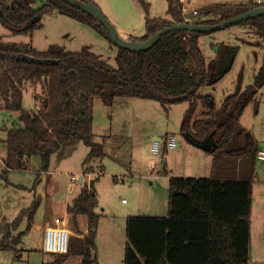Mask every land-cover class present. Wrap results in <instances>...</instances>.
<instances>
[{
  "label": "trees",
  "instance_id": "trees-1",
  "mask_svg": "<svg viewBox=\"0 0 264 264\" xmlns=\"http://www.w3.org/2000/svg\"><path fill=\"white\" fill-rule=\"evenodd\" d=\"M138 1L149 14L150 2ZM179 1L171 0L172 18L148 17L145 33L131 38L145 40L183 21ZM260 4L252 0L208 3L198 9L197 22L215 23ZM53 10L90 24L112 41L97 18L67 0H44L40 6H35V0H0V20L15 34L33 36L42 26L43 14ZM243 23L264 37V14ZM211 32L172 30L144 50L118 45L116 65L88 45L70 50L52 43L40 50L32 39L27 44L10 42L0 34V108L18 113V120L7 128V170L23 169L31 157L39 156L41 170L47 171L53 155L66 146L71 152L81 141L91 146L88 158L101 152L102 143L94 140L95 101L99 97L107 105L117 97L154 99L166 110L175 103L189 102L181 133L189 143L212 155L214 176H172L167 215H128L124 264H250L252 189L260 148L252 131L240 125V118L250 103L258 106L256 93L264 85V63L254 83L227 97L221 116L214 95H199L198 90L219 80L232 67L238 47L215 43V56L208 61L199 39ZM29 82L40 90L34 92L36 108L31 110L23 104ZM94 182V178L86 182L68 206L76 231L69 238L68 251L55 253L50 264H99L101 213ZM39 200L5 225L0 249L21 254L18 244L35 222ZM80 216L87 218L86 231L79 225ZM25 219L26 228L15 233ZM73 256L79 261L70 263Z\"/></svg>",
  "mask_w": 264,
  "mask_h": 264
},
{
  "label": "rangeland",
  "instance_id": "rangeland-1",
  "mask_svg": "<svg viewBox=\"0 0 264 264\" xmlns=\"http://www.w3.org/2000/svg\"><path fill=\"white\" fill-rule=\"evenodd\" d=\"M92 1L99 5L117 28L121 27L130 34H133V30L142 32L145 9L138 0ZM147 1L152 3L150 15L166 12L167 0ZM209 1L211 0H186L188 9H185L191 15L193 7L200 9ZM43 3L44 0H35V6ZM41 22L42 26L31 36L29 33L11 32L0 20V34L10 42L27 44L32 39L34 47L42 50L52 43L64 45L70 50H80L88 45L110 64L116 65L119 46L90 24L57 10L43 14ZM199 41L208 61L215 55L213 48L215 43L238 47L232 67L219 80L205 84L198 90L199 95H214L217 109L222 116L227 97L240 94L248 85L255 82V76L264 62V37L259 36L251 25L240 22L203 34ZM38 89L30 82L27 83L23 101L25 109L36 108L34 92L40 91ZM256 98L261 105L259 115L253 121L257 110L254 102L250 103L240 120V125L250 129L256 125L255 128L259 132L261 129L264 130V85L258 88ZM188 106L189 102L183 101L170 105L166 110L158 100L139 97H117L112 105H106L99 97L96 99L94 111L97 133L95 139L102 143V151L88 158L91 146L85 142H79L71 152L69 146H66L60 154L52 156L49 171L41 170L42 162L39 156H33L24 170L5 168L3 158L5 143L2 137L5 130L18 120V114L0 108V238L4 234L5 225L11 223L22 209L31 206L40 198L35 222L25 233L23 242L18 244L21 254L18 255L15 250L0 249V264H50L55 253L44 252V228H38L36 222L44 225L50 219L53 225L54 219L60 217L65 219L72 235L75 234L74 221L67 211L80 191L79 184L73 176L80 173L86 175L84 171L89 164L96 168V174L92 175L98 197L97 211L101 213L97 238L99 264H124L127 237L124 222L127 214H152L165 210L147 209V203L165 198L166 187L163 184H166L164 179L166 177L163 175L166 174L165 162L168 161L169 153H174V161L179 167L186 168L188 165L180 157L182 149L166 148L163 144L159 152H154L152 146L155 136L163 138L176 134L181 145L192 149L191 153H197L191 158L188 174L198 173L197 170H202L205 164L204 160H200V165L193 166L199 153L205 155L203 157L207 155L198 148L188 146L181 133ZM101 134L107 135L103 137ZM257 165L259 176L263 178L264 162L258 161ZM117 175H122V180H119ZM86 177L88 178V174ZM151 181L155 184L154 187L151 186ZM123 199L128 203H124ZM260 200L257 188L255 224L264 216L258 211ZM86 224V216H80L79 225L84 229ZM26 225L25 219L15 233L25 229ZM260 249L264 251V247L259 246L255 239L250 264H264V254H257ZM258 258L260 259L257 261ZM78 261L79 257L73 256L69 262Z\"/></svg>",
  "mask_w": 264,
  "mask_h": 264
},
{
  "label": "crops",
  "instance_id": "crops-1",
  "mask_svg": "<svg viewBox=\"0 0 264 264\" xmlns=\"http://www.w3.org/2000/svg\"><path fill=\"white\" fill-rule=\"evenodd\" d=\"M250 0H211L209 2H207L206 4L208 3H214V2H231V3H240V2H249ZM253 2H258V0H252ZM261 4L260 5H264V0H261ZM182 5L183 8H187L188 9V6L186 4V0H180L179 1ZM96 3V2H95ZM97 4V3H96ZM152 4V3H150ZM167 8H166V12L164 14H155V15H150V12L149 14H147L145 12V16L142 20V25L143 26V29L141 30L142 32H135L133 30V34H130L129 32L125 31L123 28H119L118 27V30L125 36L129 37V36H141L145 33V23H146V20L148 17H167V18H172L171 17V14H170V6H171V0H167ZM98 5V4H97ZM194 9H197V7H193ZM192 12V11H191ZM159 13H162V12H159ZM190 16H192V18H194L195 16L193 14H191ZM258 34V33H257ZM259 35V34H258ZM260 36V35H259ZM49 47V46H48ZM47 47V48H48ZM38 49V48H37ZM42 50V49H40ZM237 54V53H236ZM215 56V55H214ZM264 63V62H263ZM117 100V98L114 99V101ZM257 100V98H256ZM96 102V101H95ZM105 103V102H104ZM114 103V102H113ZM257 103H258V106L256 107V112L257 114L255 115L254 120H256L257 116L259 115L260 113V110H261V105L260 103L258 102L257 100ZM36 104V103H35ZM106 104V103H105ZM107 105V104H106ZM250 106V104L245 108L240 120L243 118L245 112H246V109ZM256 106V105H255ZM2 109H5V108H2ZM8 110V109H6ZM28 110H31V109H28ZM17 113V112H16ZM18 114V113H17ZM112 122V121H111ZM254 123V122H253ZM256 127V125H255ZM254 126H252V128H248L249 130L252 131V133L254 134V136L256 137V139L258 140V143H259V148H264V130L261 129L259 132H257L256 128ZM111 131V130H110ZM94 140H96L95 138L97 137V133L95 132V114H94ZM103 137L106 136L107 134H101ZM6 136H7V130H5V135L2 137L4 139V143H5V139H6ZM157 138H161L160 136H155V140ZM97 141V140H96ZM185 143L188 145V146H191L192 148H198L194 145H192L191 143H189L186 139H185ZM77 146V145H76ZM76 148V147H75ZM74 148V149H75ZM178 148V150L182 149V151L180 152V157L181 159H184L188 165L186 166V168H181L179 167L175 161H174V153H169L168 155V161L165 162V172L166 174H164L163 176H165L166 178V184H163V186L165 185L166 189H165V198H163V200L159 201V199H156V201H154V203L152 202H148L147 204V209H165V210H161V211H157V212H152V214H149V215H167L168 211H169V196H170V188H169V180L172 176H185V177H188V175H191V177H198V178H210V177H213L214 174H213V157L211 154H208L206 153L203 149L201 148H198L200 150H202V152H204V154L207 155V157H203L205 155H202L201 153H199V155L197 156V160L196 162L193 164L198 166L200 165V160H204L205 161V164H203V168L202 170H197L198 173L196 174H188L189 172V169H188V166L190 165V162H191V158L194 156V154H197V153H191L193 150L192 149H189V147H185V145H181L179 143V146L176 147ZM5 149V148H4ZM73 149V150H74ZM72 150V151H73ZM5 151L4 154H3V158L5 159L7 153H6V149L3 150ZM201 154V155H200ZM209 156L211 157V159H209ZM32 158V157H31ZM30 158V159H31ZM205 158V159H204ZM208 158V159H207ZM30 159L28 161V164L30 163ZM209 160V161H208ZM258 159H257V163H258ZM256 163V174H255V177H254V180H253V189H252V211H251V253H252V246L254 244V240L256 239L257 241V244L259 246H262L264 247V216L261 217V220H258V222L255 224L254 223V219H255V216H254V212H255V192L257 190V188L259 189V194L261 196V200L259 201V209L258 211L260 212V214H264V172H263V178H261L259 176V171H258V165ZM201 167V166H200ZM199 167V168H200ZM86 170L84 171L86 173V175L88 174V178L86 177V175L84 173H80L78 175V184H79V188L81 190L82 186L87 182V183H90V181L94 178L92 174H96V168L92 165V164H89L87 166V168H85ZM21 170H24L21 169ZM49 171V170H47ZM87 171V172H86ZM103 173V172H101ZM83 175V177L81 176ZM95 176V175H94ZM117 177L119 178V180L121 179L122 180V175H117ZM150 177H153L152 175H150ZM124 181V180H123ZM259 183V184H258ZM261 183V184H260ZM72 185V184H71ZM154 183L153 181H151V186L154 187ZM80 192V191H79ZM79 194V193H78ZM76 194V195H78ZM154 198V196L152 197ZM123 202L124 203H128V201L124 200L123 199ZM138 205V204H137ZM133 209V207H132ZM257 209V208H256ZM130 215V214H127V216ZM127 216H126V221H127ZM50 223H52V220L48 219L46 221V223L43 225V224H40L39 222H36V225L38 228L42 229L45 227H47ZM126 222H124L125 224ZM87 230V224H86V227L84 228V231ZM98 232H99V226H98ZM127 236V235H126ZM97 238H98V234H97ZM126 243H127V237H126ZM126 247V245H125ZM258 255H261V254H264V251L262 249H260L258 252H257ZM261 257V256H260ZM260 258L257 259V261L259 260ZM250 260H251V254H250Z\"/></svg>",
  "mask_w": 264,
  "mask_h": 264
},
{
  "label": "water",
  "instance_id": "water-1",
  "mask_svg": "<svg viewBox=\"0 0 264 264\" xmlns=\"http://www.w3.org/2000/svg\"><path fill=\"white\" fill-rule=\"evenodd\" d=\"M71 4L82 8L83 10L92 14L95 18H97L107 29L108 34L110 35L112 41H114L117 45L123 46L125 48H129L132 50H144L152 47L160 37L172 30H189L196 32H210L217 31L224 27H228L240 22H243L249 18L264 14V5H258L249 10L243 11L237 15L225 18L215 23H199L198 15H194L195 17L190 19L184 18L183 21L174 22L171 25L164 27L159 30L157 33L151 35L149 38L145 40H138L135 38H131V36L127 37L123 35L116 25L108 18V16L102 11V9L92 0H67ZM179 0H176V3ZM83 177V175H81Z\"/></svg>",
  "mask_w": 264,
  "mask_h": 264
},
{
  "label": "built area",
  "instance_id": "built-area-1",
  "mask_svg": "<svg viewBox=\"0 0 264 264\" xmlns=\"http://www.w3.org/2000/svg\"><path fill=\"white\" fill-rule=\"evenodd\" d=\"M261 3V0H258ZM184 14L187 19H190V15L184 8ZM193 15H198V9H193ZM40 107V106H38ZM166 148H176L179 146V142L176 134H171L166 137L157 138L152 146L154 152H159L162 149V145ZM257 159L264 162V148H260L257 152ZM73 179L78 180V176H73ZM72 234L70 227L65 223V219L56 217L53 225L50 223L44 229L43 250L48 253H66L69 249V238Z\"/></svg>",
  "mask_w": 264,
  "mask_h": 264
}]
</instances>
